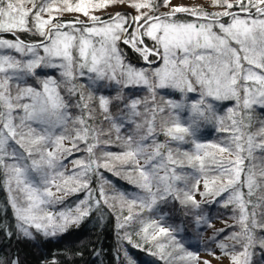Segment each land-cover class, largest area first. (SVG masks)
I'll use <instances>...</instances> for the list:
<instances>
[{
    "label": "snow or ice",
    "instance_id": "snow-or-ice-1",
    "mask_svg": "<svg viewBox=\"0 0 264 264\" xmlns=\"http://www.w3.org/2000/svg\"><path fill=\"white\" fill-rule=\"evenodd\" d=\"M213 4L222 10L210 11L175 0H0V49L13 50L21 57L0 54V171L9 191L16 193L10 202L22 238L35 239L33 231L45 237L65 233L88 217L94 207L108 205L103 187L99 189L100 199L93 197L90 175L101 168L112 172L118 165L127 169L126 179L138 189L131 197L121 193L118 200L121 213H127L118 228L138 224L136 230L125 231L122 237L133 248L159 255L161 260L171 259L177 252L175 258L181 264L219 260L211 248L207 252L212 259L187 251L178 239L183 228L165 226L167 213L155 219L151 214L159 212V206L170 199L199 209L197 195L220 197L227 192L224 206L238 207L241 227V232L232 233L229 239L237 242L233 250L237 245L241 250L230 254L228 245L219 243L222 255L229 256L231 264H251L250 249H264V238L255 237L256 229L264 231L255 211L264 207V197L252 201L254 190L264 181V170L258 173L253 164V151H264V124L256 132L244 131L252 128V109L264 107V0H213ZM117 6L120 11L97 14ZM65 14L74 15L65 20ZM224 17L228 22H223ZM20 32L40 39L26 43L17 35ZM2 34H10L12 39ZM118 43L129 46L147 64L159 59L162 66L148 70L126 64ZM45 69L58 70L61 80ZM85 77L88 85L76 83ZM29 78L37 86L27 84ZM62 84L69 96L79 97L77 102L70 105L61 95ZM136 86L149 89L152 106H145L141 113L139 107L147 102L131 99L124 103L122 115L114 117L113 99L123 102L120 90ZM85 87L94 92L85 96ZM165 89L178 92L181 99L161 96L157 103V93ZM103 91H116L117 95L113 98ZM193 93L196 96L190 99ZM93 100L103 119L111 124L108 132L89 124ZM229 100L235 101V107L224 115H219L210 102ZM73 106L85 114L73 117ZM158 117L167 143L155 139ZM205 122L218 123L220 131L228 133L227 138L214 144L198 142L197 130ZM70 123L75 127L69 133ZM125 123L133 131L123 137L124 150L96 156L95 149L109 143L101 142L100 136H111L114 131L120 141ZM189 138L191 152L169 147L172 142L187 143ZM81 144L87 158L73 159V167L66 174L63 162L81 151ZM185 167L202 178L189 185ZM58 179L60 183H56ZM81 191L85 198L73 208L58 213L47 210ZM60 192L64 195L58 196ZM145 213L149 214L147 219ZM195 223L206 221L197 216ZM134 237L140 243H135ZM122 255L125 264H137L127 250ZM0 264L22 261L19 256L9 260L0 257ZM51 264L59 262L53 259Z\"/></svg>",
    "mask_w": 264,
    "mask_h": 264
},
{
    "label": "trees",
    "instance_id": "trees-1",
    "mask_svg": "<svg viewBox=\"0 0 264 264\" xmlns=\"http://www.w3.org/2000/svg\"><path fill=\"white\" fill-rule=\"evenodd\" d=\"M211 6L204 7L210 11H220L222 9L217 8L213 4V0H210ZM131 9V8H130ZM161 11H165L162 10ZM116 10L107 11L100 15H105L106 13H114ZM73 15H64L63 19L70 20ZM82 18V17H81ZM228 18L224 17L223 22H227ZM4 38L12 39L10 34H2ZM20 39L24 40L26 43L35 42L40 39V37L28 33L20 32L17 33ZM151 45V41H146ZM118 48L121 49L123 56L125 58L126 64H131L136 69L144 68L151 70L155 67L162 66V61L149 65L144 62L139 54L135 53L130 49L129 46L123 43H118ZM4 54H10L16 58H21L19 54L15 53L13 50L5 49ZM48 75L53 76L59 82L61 77L59 71L56 69H45ZM77 84L88 85L89 81L85 78H79L76 81ZM27 84L31 86H37V83L31 78L27 80ZM23 86V85H22ZM65 86L61 85V95L70 103L74 104L79 100L78 96H69L64 90ZM85 96L89 92H94L92 88H84ZM13 92L15 88L13 87ZM104 95L115 97L117 95L116 91H103ZM119 94L123 96V102L115 101L111 105V114L114 117H120L122 115L121 109H123L124 103L130 102L131 99H139L141 101H146L147 105L142 104L139 107L141 113L144 112L145 106L151 107V93L146 86H136L131 88H124L120 90ZM95 95V93H94ZM163 96L165 99H181L178 92H174L169 89L162 90L157 93V103H160V98ZM196 94H189V98L195 97ZM217 109L218 114L224 115V110L226 108L235 107V101H221L217 105L214 104ZM90 108L92 109L93 119L89 121L93 127L97 129H102L104 132H108L111 129V124L103 119V114L96 107V102L93 100L90 103ZM252 117V128L244 129V131L256 132L259 130L262 124H264V109L254 107ZM226 111V110H225ZM240 111V110H238ZM70 112L73 117L80 116L83 113L81 110L75 108L74 106L70 108ZM127 115V112L123 113ZM137 122H140L137 120ZM160 118H157V135L155 137L157 142L167 143L168 138L160 131L159 127ZM247 123V121H245ZM228 125V121L225 122L224 126ZM75 126L73 124L68 125L69 133ZM220 125L215 122H205L202 123L197 130L196 140H202L205 144L219 143L225 138H227L228 133L220 131ZM133 131L131 125L125 123L124 127L121 129L119 135L121 140L117 141L115 139L116 133L112 131L111 136H100L101 142L104 140H109L108 144L101 143V146L95 149L96 156H100L103 152H113L121 153L124 150L123 137L127 136ZM56 134H60L57 130ZM67 134V133H66ZM66 146H70L65 142ZM174 151H193L191 138L188 139L187 143L172 142L169 144ZM81 151L74 152L73 156L68 157L64 160V167L66 174L69 173L73 167L71 161L76 158L86 159L87 153L83 151V144L80 145ZM212 151V149H209ZM227 155V154H225ZM182 158V157H181ZM253 164L256 171L259 173L264 170V151L260 149H255L253 151ZM249 166V161L245 160V168ZM185 173L188 175L187 183L191 185L195 179L202 178L197 177L196 172L191 167H185ZM115 172H120L117 176ZM127 169L116 166L114 171L109 172L103 168L100 169L99 173H93L90 175V187L93 192V197L100 199L99 189L104 188L105 194L108 197V205L101 203L98 207H94L91 214L84 218L79 225H72L67 232L58 234L56 236L45 237L40 233L33 231V236L35 239H25L22 238L17 230V220L14 215V210L11 206L10 197L16 195L15 191H9L8 186L5 184V176L2 171H0V257L5 260H9L19 256L22 264H51L52 260L55 259L59 264H125L124 257L122 255L123 251L127 250L129 255L136 260L137 264H181L179 259L175 257L178 255L177 252H173V258L161 260L159 255L152 256L148 252L133 248L129 245L122 237L125 231L132 232L138 228L137 223H133L131 228L121 230L118 228V223L122 222V215L127 214L126 210L121 213L119 210L120 205L118 203L119 196L123 193L127 197H131L138 193V189L126 179ZM243 179V176H242ZM56 183H60L58 179ZM15 185L13 184V189ZM55 191V188H53ZM202 192V188L200 189ZM246 192L247 189L245 188ZM58 196H63L64 193H57ZM228 193H224L220 197H202L200 195L196 196L197 201L200 202L199 209L184 207L175 201L169 200L167 203H163L159 206V212L152 213V218H159L162 213H167V218L165 226H181L183 231H181L178 239L184 245L187 251L198 252L207 251V249H215L219 243H224L228 245V251H240L239 245L233 250L232 245L237 243L229 239L232 233H240L241 227L238 224L240 212L236 205L229 204L227 207L224 206L225 200ZM116 198L115 200L113 198ZM264 197V181H261V187L258 190H254V195L252 197L253 203L257 202L258 198ZM85 198V192L81 191L78 194L68 195L65 197L62 203L53 205L49 209H53V213H58L60 211H65L67 209L73 208L80 200ZM247 199V197H246ZM110 205H115L110 207ZM251 208L249 211L251 212ZM257 213V220L264 223V207H257L255 209ZM148 213H145L144 218L147 219ZM199 216L202 217L206 223L197 225L195 223V218ZM221 221L220 226L215 225V221ZM222 230V231H221ZM5 232L13 233L12 236L5 235ZM255 237L257 240L264 238V231L259 229L255 230ZM135 243H140L134 237ZM161 243H166L161 240ZM170 251V249H167ZM152 251H158L153 248ZM251 253V264H264V249L259 246L250 249ZM182 255V253H179Z\"/></svg>",
    "mask_w": 264,
    "mask_h": 264
},
{
    "label": "rangeland",
    "instance_id": "rangeland-1",
    "mask_svg": "<svg viewBox=\"0 0 264 264\" xmlns=\"http://www.w3.org/2000/svg\"><path fill=\"white\" fill-rule=\"evenodd\" d=\"M175 2H177V3H181V4H187V5H193V6H203V7H210L211 6V3H210V0H175ZM112 10H116V11H120L121 9H120V7L119 6H117V7H108L107 9H106V11H98L97 12V14H103V13H105V12H107V11H112ZM127 11H129V12H132L133 10L132 9H130V8H128V9H126ZM162 10H166V9H163L162 8ZM66 15H70V14H66ZM72 15H74V14H72ZM84 17H82V19H83ZM228 22V21H227ZM226 23V22H225ZM4 50L5 49H0V54H4L3 52H4ZM5 55H10V54H5ZM210 102H213L214 104H218L219 102H221V101H210ZM231 107V106H230ZM255 107H257V108H262V109H264V107H260V106H255ZM217 109H219V107L218 108H216V110ZM227 109L228 108H226L225 110L227 111ZM224 110V112L223 113H226V111ZM252 113H253V110L251 111V113H250V115H252ZM219 115H222V114H219ZM216 123V122H215ZM65 142H67V144H68V141H65ZM198 142H201V143H205V142H203L201 139L200 140H198ZM202 188V190H204L203 189V183H201V185H200V189ZM198 196V195H197ZM48 211H53V209H47ZM222 224V222L221 221H215V225L218 227V226H220ZM216 246H217V244H216ZM214 251H215V254H216V256H218V257H220V259L219 260H216V259H212V257L211 256H209L208 255V252L207 251H201L200 253H198L201 257H203V258H207V259H212V264H231V261H230V258H229V256H224V255H222V250L221 249H219L218 247H216L215 249H214ZM230 254L232 253V252H229Z\"/></svg>",
    "mask_w": 264,
    "mask_h": 264
},
{
    "label": "water",
    "instance_id": "water-1",
    "mask_svg": "<svg viewBox=\"0 0 264 264\" xmlns=\"http://www.w3.org/2000/svg\"><path fill=\"white\" fill-rule=\"evenodd\" d=\"M158 61H159V59L156 60V62H158ZM156 62H155V63H156ZM146 64H147V63H146Z\"/></svg>",
    "mask_w": 264,
    "mask_h": 264
}]
</instances>
